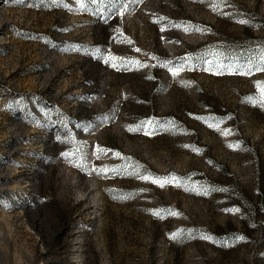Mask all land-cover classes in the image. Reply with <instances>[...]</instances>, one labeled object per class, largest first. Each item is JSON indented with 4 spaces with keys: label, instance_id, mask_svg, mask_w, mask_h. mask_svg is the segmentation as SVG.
Masks as SVG:
<instances>
[{
    "label": "rangeland",
    "instance_id": "1",
    "mask_svg": "<svg viewBox=\"0 0 264 264\" xmlns=\"http://www.w3.org/2000/svg\"><path fill=\"white\" fill-rule=\"evenodd\" d=\"M261 67L264 0H0V264H264Z\"/></svg>",
    "mask_w": 264,
    "mask_h": 264
},
{
    "label": "snow or ice",
    "instance_id": "2",
    "mask_svg": "<svg viewBox=\"0 0 264 264\" xmlns=\"http://www.w3.org/2000/svg\"><path fill=\"white\" fill-rule=\"evenodd\" d=\"M121 15H122V13H121ZM240 23H247V21L241 20ZM162 30H163V29H162ZM137 51H139V49H137ZM116 59H118V58H117V57H113V56H109V57H108V60H116ZM106 62H107V61H106ZM133 63H136V64L139 65V62H138V61H133ZM112 66H113V67H116L115 64H113ZM145 66H146V65H145ZM259 70H260V71H264V67H261ZM171 71H172V74L175 76V75H178V74H179L180 69H171ZM244 74H247V73H244ZM257 86H258V88L260 89L262 103H264V82H257ZM146 123L151 124L152 122H151V121H148V122H146ZM146 134H149V133H146ZM99 151L103 152V151H105V150H104V149H100ZM65 155L67 156L68 154L66 153ZM116 155L119 156L120 154L117 153ZM77 166H78V167H82V165H77ZM97 171L100 172V173H104V172L108 171V169H99V170H97ZM113 171H118V170H115V169H114ZM140 178H141V179H149V177H146V176H142V177H140ZM177 179H179V178H177V177H175V176H173V177H171V178H164L163 182L160 183V186H161V187H164L166 183H173V182H175V180H177ZM153 182L155 183V182H157V181H156L155 179H153ZM154 214H155V215H160V213H158V212H157V213H154ZM172 238L175 239V235H173ZM205 238H207V237H205ZM239 239H244V238H243V237H239Z\"/></svg>",
    "mask_w": 264,
    "mask_h": 264
}]
</instances>
